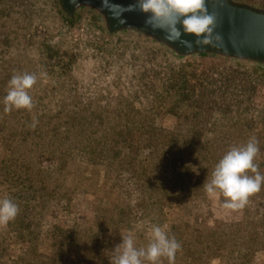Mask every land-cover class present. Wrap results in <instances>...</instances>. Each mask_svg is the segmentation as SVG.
Here are the masks:
<instances>
[{
	"label": "rangeland",
	"instance_id": "374dc122",
	"mask_svg": "<svg viewBox=\"0 0 264 264\" xmlns=\"http://www.w3.org/2000/svg\"><path fill=\"white\" fill-rule=\"evenodd\" d=\"M66 17L59 0H0V198L21 208L0 225V264H112L122 236L146 247L153 225L181 244L175 264H264V188L236 211L202 188L250 137L264 174V68ZM149 62L157 92L131 81L156 78ZM25 72L32 109L5 111Z\"/></svg>",
	"mask_w": 264,
	"mask_h": 264
},
{
	"label": "clouds",
	"instance_id": "9594fccd",
	"mask_svg": "<svg viewBox=\"0 0 264 264\" xmlns=\"http://www.w3.org/2000/svg\"><path fill=\"white\" fill-rule=\"evenodd\" d=\"M111 2L104 0L105 5ZM135 4L148 16L146 23L163 30L169 41H179L188 48L193 47V42L183 39L186 35L196 38V46L212 45L219 41L213 28L214 17L208 14L205 0H135ZM133 10V7L110 9L119 11L120 15L123 11ZM46 75L45 72L39 74L40 77ZM37 80L35 73L14 74L3 97L5 111L31 110L33 99L29 93ZM259 152V141L255 137H250L243 145L231 147L216 164L211 180L205 181L202 188L210 197L222 194L225 209H243L249 198L264 188V174L256 163ZM18 213L19 206L11 198H0V225L13 221ZM180 250L181 244L169 234L166 225H153L146 247H137L132 234L122 236V242L113 250L112 264H162L165 259L168 264H175Z\"/></svg>",
	"mask_w": 264,
	"mask_h": 264
},
{
	"label": "water",
	"instance_id": "95a60500",
	"mask_svg": "<svg viewBox=\"0 0 264 264\" xmlns=\"http://www.w3.org/2000/svg\"><path fill=\"white\" fill-rule=\"evenodd\" d=\"M61 9L70 18L78 12L90 11L98 17L106 32L120 34L129 32L149 40L155 45L181 59L213 56L234 62L264 68V6L242 0H205V8L214 17V32L219 41L207 46H196L195 37L183 39L193 42V47L169 41L163 30L146 23L148 16L140 11L135 0H59ZM133 11H110L111 8ZM123 21V23L121 22Z\"/></svg>",
	"mask_w": 264,
	"mask_h": 264
},
{
	"label": "trees",
	"instance_id": "16d2710c",
	"mask_svg": "<svg viewBox=\"0 0 264 264\" xmlns=\"http://www.w3.org/2000/svg\"><path fill=\"white\" fill-rule=\"evenodd\" d=\"M65 20H67V21H69V22H73L74 20H72L71 18H68V17H66L65 18ZM155 49V51H157V52H160L161 50H159V49H157V48H154ZM161 53V52H160ZM162 54H164L165 56H167V54L166 53H162ZM137 59L135 58V61H136ZM148 62L147 61H145V64H147ZM149 65H150V68H151V70H155L154 69V65L153 64H150V62H149ZM156 71V70H155ZM139 74H132V77L133 78H131V81H141V79H144L145 77H148L149 78V80H147V81H151V87L154 89V91L155 92H157L158 90H156L155 89V85H154V83H155V81L159 78V76H160V74H159V72L158 71H156V78H154L152 75H150L149 73H147V74H145L144 75V73H141L139 76H138ZM150 76V77H149ZM139 77H140V80H139ZM144 82V81H143ZM157 82V81H156ZM224 90V89H223ZM226 92V91H225ZM188 94V93H187ZM187 94H186V96H185V98H187ZM150 96H151V98L154 96V93L152 94H150ZM184 98V97H183ZM12 171V170H11ZM33 190H36L35 191V193L33 194V195H30V197H39L40 196V193H39V191H41L42 189H41V187H39V186H36L35 185V187H33ZM29 194V193H28ZM22 196V195H21ZM6 198H11L14 202L16 201L15 199H14V195H10L9 197H6ZM28 210V209H27ZM19 211H21V208H19Z\"/></svg>",
	"mask_w": 264,
	"mask_h": 264
}]
</instances>
